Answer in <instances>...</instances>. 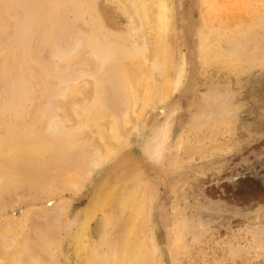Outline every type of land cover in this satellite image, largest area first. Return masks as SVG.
I'll use <instances>...</instances> for the list:
<instances>
[{"label":"rangeland","instance_id":"rangeland-1","mask_svg":"<svg viewBox=\"0 0 264 264\" xmlns=\"http://www.w3.org/2000/svg\"><path fill=\"white\" fill-rule=\"evenodd\" d=\"M36 1L31 10L35 0H0V12H3L0 13V70H6L12 57L18 54L14 44L16 32L17 36L21 32H32L29 55L39 70L41 67L42 76L44 72L50 76L53 66L51 55L45 52L48 48L44 41L49 38L50 30L55 44L59 40L66 44L58 42V45L70 48L66 57L72 63L84 56L86 38L105 37L122 50H133L135 41L140 39L137 38L138 34L141 35L138 23L125 2H121L123 0ZM176 1L178 32L173 38L176 65L180 64V56H184L185 63H188L189 50L194 45L199 50L192 93L185 95L184 85H180L168 100L157 103L156 112L149 116L147 136L140 137L131 148L136 155L125 158L123 154L130 149L127 147L115 162L119 165L117 169L113 170L110 161L91 167L85 178L87 181L79 190L65 184L45 194L42 187L25 179L19 183H0V223L13 227L18 235L7 252H19L20 244L25 242L34 249H46V241L50 238L43 234L48 230V236H59L58 244L50 250L53 264H76L74 240L78 229L75 221L81 220L89 211L100 182L114 173H121L117 176L122 177V182L144 180L153 187L149 185L156 198L150 209L148 227L155 237L160 264H264V0H191L195 19L192 38L184 32L188 0ZM25 8L40 13L43 18L45 16L43 20L47 22L43 28L19 29L21 19L26 15ZM20 9L25 15L19 13ZM105 10L110 15V24L103 21ZM1 18L8 20L2 22ZM58 27L66 29L64 40L59 36ZM8 42L11 43L9 46ZM15 70L19 71L17 65ZM30 70L33 71L32 67ZM27 78L32 82L35 80L32 73ZM3 84L0 91L7 93L8 86ZM30 86L27 88L31 89ZM2 92L0 135L7 122L9 125L20 119L27 122L30 108L37 107L42 101L37 93L36 101L28 92L23 110L10 113ZM72 94L75 95L76 91ZM35 101H39L38 104ZM190 120L192 123L189 124ZM42 122L41 118L36 119L37 129ZM70 122L64 123L70 126ZM166 122H170L172 131L169 144L174 145L180 139L177 154L180 160L176 161L179 163L174 170L167 162L164 165L154 160L146 145L147 138ZM78 156L71 155L67 163L80 162ZM82 164L80 166L86 169L87 163ZM104 215L99 212L90 221L92 239L97 237L93 230ZM1 249L0 245V258ZM4 261L0 259V264H6Z\"/></svg>","mask_w":264,"mask_h":264},{"label":"bare ground","instance_id":"bare-ground-1","mask_svg":"<svg viewBox=\"0 0 264 264\" xmlns=\"http://www.w3.org/2000/svg\"><path fill=\"white\" fill-rule=\"evenodd\" d=\"M36 2L35 0L34 5H31V10ZM121 2H125L124 4L129 7L136 23H138L139 28H137L141 31V35L137 36L140 39L135 41L133 50H122L118 45L108 42L105 37L86 38L84 56L79 54L81 57L79 56L80 58L72 63L66 57L70 48L63 47L61 45L63 43L59 40L57 41L61 44L58 45V42L55 44L50 30L49 38L44 40L48 48V51L45 52L51 55V64H53L50 76H46L45 72V75L42 76L41 67L39 70L38 64L36 62V65L33 64L29 55L30 40L33 38L32 32L29 33V30L43 28L47 22L44 21L45 16L43 18V15H39L40 13H35L30 9L26 10L27 8L24 11L25 15L20 9L19 13L24 14L25 17L21 19L22 25L19 24L22 27L19 29L22 28L29 32L21 34L20 30L19 36H17V32L15 33L17 38L14 44L16 43L18 54L12 57V61L10 60L12 63L8 64V70H0V86L3 84V80V85L8 86L7 93L2 91L0 93H5V105L10 113L23 108V102L28 92L32 95L31 97H34V100L37 99H35V93H37L36 95L42 101L41 109L37 100L35 102L38 105L34 107L35 110H32L33 107H29L31 111H28L27 117L30 118L27 122L20 121L22 119L18 123L12 122L11 125L7 122L3 134L0 135L1 184L19 183L23 179L30 184L34 183L42 187L45 194L53 192L57 187L59 189L65 184L72 185L73 188L79 190L87 181L91 167H97L105 161H110L113 163V170L117 169L119 165L115 162L121 156L123 149L127 147L130 149L129 152L123 154L125 158H133L136 155L135 150L131 148L135 141L147 134L149 116L152 112H156L157 103L168 100L170 94L176 91L180 85H184L182 88L185 95L192 93L196 84L199 50L198 46L194 45L189 50V58L186 61L188 63H185L184 56H180V64L176 65L173 38L178 32L177 1L123 0ZM187 5L184 32L192 38L195 34V19L192 15L191 0H188ZM55 8L57 7L53 9ZM104 12V23H112L110 15L106 14V10ZM7 20L4 21L7 22ZM8 23L10 22L8 21ZM6 26L9 28L10 25ZM57 30L61 39L64 40L66 29L58 27ZM200 36L199 40L202 39ZM29 38L31 39L29 40ZM9 42L7 45L11 44ZM7 45L5 43L6 47ZM3 49H5L4 46ZM16 65L19 71L15 70ZM31 67L33 71L30 70ZM30 73L34 76L33 80L35 79L33 82L27 78ZM29 85H31V89L27 88ZM72 91H76V94L73 95ZM170 115L172 114L170 113ZM5 116L4 118L7 120ZM38 118L43 120L39 129L34 123ZM199 119L201 118L199 117ZM68 121L72 125H65V123H69ZM190 123H192L191 120ZM170 131V122H166L147 138L146 145L154 160L164 163V165L167 162L169 167L174 170L179 163L176 164V161L180 160L177 159L179 158L177 154L180 139L174 145L169 144ZM74 154L79 155L80 162L71 163L75 164L72 166L67 163V160ZM81 162L87 163L86 169L80 166ZM84 164L82 165L84 166ZM114 174L100 182L95 194V201L90 204L89 211L83 218L81 217V220L75 221L78 229L74 240L76 264H160L155 237L148 227L150 209H152L156 198L151 189L152 186L144 180L125 183V181L122 182L121 176H117L121 173ZM99 212L105 215L103 220L94 227L93 231L97 237L92 239L90 221ZM57 223L56 221L55 224ZM47 232L43 234L44 237L50 238L46 241V249L41 247L34 249L27 245L28 242H25L20 244L19 252H7V248L14 242L17 233L13 227H8V224L0 223V245L3 247L0 259H4L6 264H25V262L26 264H53L50 250H53L58 244L59 236L52 238L47 235ZM24 256L25 261L22 262Z\"/></svg>","mask_w":264,"mask_h":264}]
</instances>
